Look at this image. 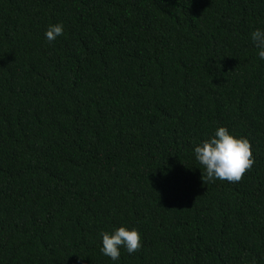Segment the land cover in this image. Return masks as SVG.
Returning a JSON list of instances; mask_svg holds the SVG:
<instances>
[{
	"label": "trees",
	"instance_id": "16d2710c",
	"mask_svg": "<svg viewBox=\"0 0 264 264\" xmlns=\"http://www.w3.org/2000/svg\"><path fill=\"white\" fill-rule=\"evenodd\" d=\"M0 264H264V0H0Z\"/></svg>",
	"mask_w": 264,
	"mask_h": 264
}]
</instances>
